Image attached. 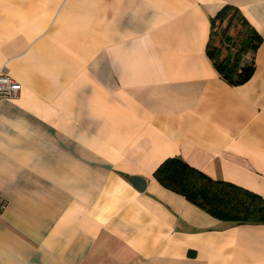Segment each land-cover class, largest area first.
<instances>
[{
  "label": "crops",
  "instance_id": "crops-1",
  "mask_svg": "<svg viewBox=\"0 0 264 264\" xmlns=\"http://www.w3.org/2000/svg\"><path fill=\"white\" fill-rule=\"evenodd\" d=\"M225 5L263 39L239 86L207 55ZM2 69L0 264H264V224L154 177L179 157L264 197V0H0Z\"/></svg>",
  "mask_w": 264,
  "mask_h": 264
},
{
  "label": "trees",
  "instance_id": "trees-1",
  "mask_svg": "<svg viewBox=\"0 0 264 264\" xmlns=\"http://www.w3.org/2000/svg\"><path fill=\"white\" fill-rule=\"evenodd\" d=\"M224 29L217 44L208 43L207 55L221 79L231 86L247 83L254 74L255 62H243L249 52H256L262 36L250 25L239 8L225 5L211 18L212 39L217 25ZM235 29V35L230 29ZM244 39V44L241 42ZM229 45L224 47V44ZM233 45L235 51L231 52ZM225 50V54H224ZM166 189L182 195L213 217L231 224H264V197L230 182L215 180L190 166L179 157L163 161L154 172Z\"/></svg>",
  "mask_w": 264,
  "mask_h": 264
},
{
  "label": "built area",
  "instance_id": "built-area-1",
  "mask_svg": "<svg viewBox=\"0 0 264 264\" xmlns=\"http://www.w3.org/2000/svg\"><path fill=\"white\" fill-rule=\"evenodd\" d=\"M21 90V83L13 79L6 69H2L0 71V99H17L20 96Z\"/></svg>",
  "mask_w": 264,
  "mask_h": 264
},
{
  "label": "water",
  "instance_id": "water-1",
  "mask_svg": "<svg viewBox=\"0 0 264 264\" xmlns=\"http://www.w3.org/2000/svg\"><path fill=\"white\" fill-rule=\"evenodd\" d=\"M130 183L140 192H144L147 186V182L140 176H130Z\"/></svg>",
  "mask_w": 264,
  "mask_h": 264
},
{
  "label": "rangeland",
  "instance_id": "rangeland-1",
  "mask_svg": "<svg viewBox=\"0 0 264 264\" xmlns=\"http://www.w3.org/2000/svg\"><path fill=\"white\" fill-rule=\"evenodd\" d=\"M224 27H225V24L223 26H220V27H219V25L216 26V28H215L216 35H214V37L212 39V42L214 44H217V41L219 40V35L218 34H221V31L224 29ZM230 33L235 35V29L231 28L230 29ZM241 44H244V39L241 42ZM227 45H229V43L224 44V47L227 46ZM230 46H231V52H234L235 49H234L233 45L230 44ZM224 54H225V50H224Z\"/></svg>",
  "mask_w": 264,
  "mask_h": 264
}]
</instances>
